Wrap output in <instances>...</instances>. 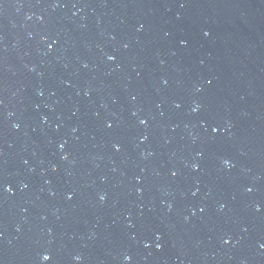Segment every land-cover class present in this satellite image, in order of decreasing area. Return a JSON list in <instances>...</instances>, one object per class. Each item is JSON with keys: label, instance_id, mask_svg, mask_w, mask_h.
<instances>
[{"label": "water", "instance_id": "water-1", "mask_svg": "<svg viewBox=\"0 0 264 264\" xmlns=\"http://www.w3.org/2000/svg\"><path fill=\"white\" fill-rule=\"evenodd\" d=\"M0 264H264V0H0Z\"/></svg>", "mask_w": 264, "mask_h": 264}, {"label": "snow or ice", "instance_id": "snow-or-ice-1", "mask_svg": "<svg viewBox=\"0 0 264 264\" xmlns=\"http://www.w3.org/2000/svg\"><path fill=\"white\" fill-rule=\"evenodd\" d=\"M213 131H215V129H213ZM50 257L49 256H44V260H49Z\"/></svg>", "mask_w": 264, "mask_h": 264}]
</instances>
